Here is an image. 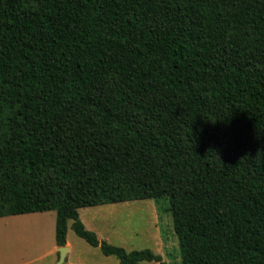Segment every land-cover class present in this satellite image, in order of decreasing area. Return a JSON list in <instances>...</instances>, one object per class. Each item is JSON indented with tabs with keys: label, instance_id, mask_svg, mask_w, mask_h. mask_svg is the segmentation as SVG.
Listing matches in <instances>:
<instances>
[{
	"label": "trees",
	"instance_id": "1",
	"mask_svg": "<svg viewBox=\"0 0 264 264\" xmlns=\"http://www.w3.org/2000/svg\"><path fill=\"white\" fill-rule=\"evenodd\" d=\"M146 199L181 264H264V0H0V218L166 264L79 219Z\"/></svg>",
	"mask_w": 264,
	"mask_h": 264
},
{
	"label": "rangeland",
	"instance_id": "2",
	"mask_svg": "<svg viewBox=\"0 0 264 264\" xmlns=\"http://www.w3.org/2000/svg\"><path fill=\"white\" fill-rule=\"evenodd\" d=\"M55 218L54 211L1 218L0 264L9 258L11 264H17L27 254L37 257L38 264H48L55 259L56 256L46 258L49 256L47 253L58 248L55 244ZM79 219L100 241L127 252L149 249L160 255L166 264H181L178 240L172 230L165 199L81 208ZM70 225L71 222L68 223L66 237L72 245L71 261L78 264H119L114 256L105 257L99 247L90 246L76 236Z\"/></svg>",
	"mask_w": 264,
	"mask_h": 264
},
{
	"label": "crops",
	"instance_id": "3",
	"mask_svg": "<svg viewBox=\"0 0 264 264\" xmlns=\"http://www.w3.org/2000/svg\"><path fill=\"white\" fill-rule=\"evenodd\" d=\"M107 205V204H106ZM101 206V205H100ZM94 207H96V206H94ZM31 214H33V213H31ZM22 215H27V214H22ZM17 216H21V215H17ZM9 217H14V216H9ZM5 218V217H4ZM1 219V218H0ZM56 219V218H55ZM69 222H71V221H69ZM68 222V223H69ZM72 223V222H71ZM71 226V225H70ZM72 230V229H71ZM66 247H67V253H66V256H65V260H64V262H63V264H78V262H75V261H71V255L73 254V250H72V245H71V243L67 240V237H66V245H65ZM47 254H49V256H46V258H49V257H52V256H56V258L54 259H52V261H49V263L48 264H55V262L57 261V258H58V256H57V250L55 249V248H53L49 253H47ZM32 255L31 254H27L26 255V257H24L23 258V260L21 261V262H19V263H17V264H38V262H39V259L36 257V258H34V257H31ZM160 256V255H159ZM105 257H110V256H105ZM115 257V256H114ZM116 258V257H115ZM162 258V257H161ZM117 259V258H116ZM118 260V259H117ZM162 260H163V258H162ZM4 262V264H11V258H9V260H4L3 261ZM2 262V263H3ZM146 261H143V262H140V263H138V264H149V263H151V262H146ZM166 262V261H165ZM155 264H158V263H156V262H154ZM14 264V263H13Z\"/></svg>",
	"mask_w": 264,
	"mask_h": 264
},
{
	"label": "water",
	"instance_id": "4",
	"mask_svg": "<svg viewBox=\"0 0 264 264\" xmlns=\"http://www.w3.org/2000/svg\"><path fill=\"white\" fill-rule=\"evenodd\" d=\"M57 252H58V258L55 264H63L67 253V247L66 246L58 247Z\"/></svg>",
	"mask_w": 264,
	"mask_h": 264
}]
</instances>
